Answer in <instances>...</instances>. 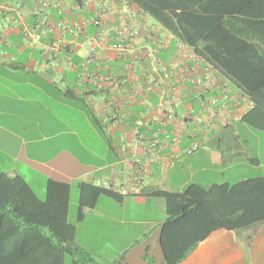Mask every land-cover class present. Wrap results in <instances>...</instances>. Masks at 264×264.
<instances>
[{"label": "crops", "instance_id": "1", "mask_svg": "<svg viewBox=\"0 0 264 264\" xmlns=\"http://www.w3.org/2000/svg\"><path fill=\"white\" fill-rule=\"evenodd\" d=\"M87 38L95 40L97 55L84 65ZM251 106L231 81L128 0H0V173L20 176L40 199L48 180L69 184L68 222L72 186L78 208V182L121 183L135 157L146 191L257 177L226 176L238 165L264 167L260 155L249 158L239 143V129L250 127L241 117ZM138 119L156 148L136 140ZM193 143L198 148L186 153ZM83 213L75 238L82 250L115 264L164 263L162 197L99 195ZM92 214L110 229L96 244L81 235ZM6 228L0 264L51 259L37 235L22 233L28 227L15 234ZM132 248L133 259L126 255ZM178 264H264V224L218 228Z\"/></svg>", "mask_w": 264, "mask_h": 264}, {"label": "trees", "instance_id": "2", "mask_svg": "<svg viewBox=\"0 0 264 264\" xmlns=\"http://www.w3.org/2000/svg\"><path fill=\"white\" fill-rule=\"evenodd\" d=\"M128 1L245 94L252 106L241 120L264 132V0ZM77 187L76 219L70 223L69 184L48 180L47 195L40 199L20 176L0 173V234L6 227L8 234H15L25 225L24 235H37L50 247L51 259L31 258L25 264H64L66 255L70 264H115L77 245L76 223L84 217L83 207H93L99 195L116 200L123 196L88 182H78ZM146 189L144 194L165 201L167 218L159 234L163 264H178L218 228L264 224V176L209 187L192 183L182 192Z\"/></svg>", "mask_w": 264, "mask_h": 264}, {"label": "rangeland", "instance_id": "3", "mask_svg": "<svg viewBox=\"0 0 264 264\" xmlns=\"http://www.w3.org/2000/svg\"><path fill=\"white\" fill-rule=\"evenodd\" d=\"M150 19L151 21H154L152 18ZM239 143H241V145L243 146L244 152L248 153L249 158L260 155L262 161L264 162V132L263 131L251 127H249L247 130H245L244 128L239 129ZM226 152L230 153L233 152V150H226ZM253 169L254 168L247 169L241 165L234 166V168L226 172V176L228 175V177H234L237 174H243L245 176L252 177V176H261L262 174H264V167L260 168L257 171ZM77 201H78V191L75 186H72L71 196H70L71 210L69 215V221L71 223L75 222ZM101 208L106 209V206L100 204L99 209ZM81 229H82L81 235L84 236L83 237L84 241L86 240V242H88L89 244H96L98 241H100L102 237L103 238L105 236L108 237V235L110 234V229H108L105 226V224L102 223L101 221H97L95 216H93V214L86 219V221L82 224ZM137 253L138 251L132 248L128 250L126 255H130L129 257L133 259V257H135ZM64 264H70V256L66 255Z\"/></svg>", "mask_w": 264, "mask_h": 264}, {"label": "built area", "instance_id": "4", "mask_svg": "<svg viewBox=\"0 0 264 264\" xmlns=\"http://www.w3.org/2000/svg\"><path fill=\"white\" fill-rule=\"evenodd\" d=\"M95 25L99 24L98 20L94 21ZM114 48L121 49L120 45H114ZM97 55L95 40L92 38H87L85 40V50H84V65H87L90 61L94 60ZM168 118L171 117V113L168 112ZM135 138L140 143L148 144L147 147L150 149L156 148L158 145V141L156 138L151 140L145 139L143 133L140 131L141 127L144 125L143 121L138 119L135 123ZM176 142V138L173 139V143ZM198 148L197 143H193L189 147L185 149V152L190 154ZM132 172L128 175L121 183L114 182H102L100 184L101 187L106 189H112L116 191L118 194L122 196L128 195H140L144 192L147 187L145 175H144V167L141 160L138 157H135L131 160Z\"/></svg>", "mask_w": 264, "mask_h": 264}]
</instances>
